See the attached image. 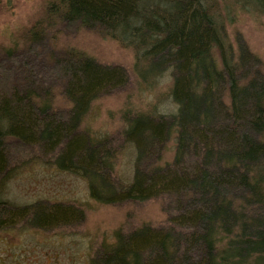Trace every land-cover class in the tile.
<instances>
[{
    "label": "trees",
    "instance_id": "16d2710c",
    "mask_svg": "<svg viewBox=\"0 0 264 264\" xmlns=\"http://www.w3.org/2000/svg\"><path fill=\"white\" fill-rule=\"evenodd\" d=\"M248 1L264 15V0ZM42 13L0 54V231L69 228L83 219L66 204L2 198L15 161L37 151L84 179L100 203L169 198L163 227L115 234L93 264H264V74L245 45L228 46L217 1L49 0ZM76 26L131 49L143 81L166 72L171 80L169 117L125 122L122 141L136 150L126 186L110 182L108 143L79 127L90 104L125 87L129 73L52 47L49 29Z\"/></svg>",
    "mask_w": 264,
    "mask_h": 264
},
{
    "label": "rangeland",
    "instance_id": "374dc122",
    "mask_svg": "<svg viewBox=\"0 0 264 264\" xmlns=\"http://www.w3.org/2000/svg\"><path fill=\"white\" fill-rule=\"evenodd\" d=\"M49 0H0V54L24 35L26 28L43 15ZM228 46L238 44L256 55L264 74V15L248 0H216ZM229 3V8H224ZM225 11L230 14L227 16ZM49 42L57 51L75 50L105 65L122 66L129 73L128 84L94 100L85 114L79 132L91 138H103L112 152L109 178L115 187L132 182L136 150L122 141L125 122L136 116L169 117L175 111L170 94V77L164 73L155 82L140 78L142 67L135 64L131 49L95 30L78 26L66 31L58 27L47 32ZM57 107L67 103L55 96ZM173 142L162 151V160L170 161ZM33 155L15 161L12 178L3 189L2 198L15 206L37 202L62 203L83 213L80 223L69 228L39 230L18 225L0 231V264H93L92 258L103 247L113 244L117 233H129L143 226L163 227L169 215V198L144 202L103 204L89 195L87 182L60 171L51 157ZM153 161V160H152ZM151 161V162H152Z\"/></svg>",
    "mask_w": 264,
    "mask_h": 264
}]
</instances>
